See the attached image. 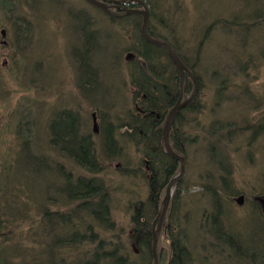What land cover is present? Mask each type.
<instances>
[{
  "label": "rangeland",
  "instance_id": "1",
  "mask_svg": "<svg viewBox=\"0 0 264 264\" xmlns=\"http://www.w3.org/2000/svg\"><path fill=\"white\" fill-rule=\"evenodd\" d=\"M157 1L153 8L165 23L157 18L152 22L153 32L159 36V41L166 39L175 46L188 66L194 68L193 74L201 85L197 99L200 112L184 114L187 142H192L191 137L195 140L185 153V171L181 179L185 181L182 190L189 189L190 192H180L181 214L174 225L180 226L187 234L193 264H248L246 259H256L255 264H264V218L257 212L255 204L257 196L264 197V128L260 130L256 126L264 117V0H160V8ZM4 2L16 4L14 16L27 17L34 24L35 32L33 46L23 54L27 59V64L21 66L24 67L23 77L20 71H9L8 64L16 61L11 59L10 50L4 45L5 40L12 42L13 38L6 39L0 35V81L7 84V91H10L0 102V130L6 118L17 120L27 110L34 125L33 131L41 139H34L40 143L37 147L44 148L42 126L46 122L47 130L48 112L65 110L78 113L83 127L91 134L94 127L96 133L102 130L98 108L105 112L104 119L107 120L109 115L113 123L116 122L114 118L123 119L127 111H134V89L128 64L135 59L132 50L135 45L132 35L134 22L124 19L127 16L122 15L115 20L117 22L111 23L86 0ZM145 6L151 9L147 4ZM108 9L107 13L115 14L111 7ZM87 14L91 15L95 27L85 28V22L78 18ZM24 28L25 23L20 21V29L26 37ZM78 28H83V33L91 31L96 34L91 36L94 45L85 55L87 64L97 72L94 91V88L87 90L85 82L79 81L78 63L71 54L74 47L83 48L81 44L86 39L85 33L75 35ZM23 43L28 44L24 40ZM94 46L97 47L94 49ZM16 59L21 60L20 54ZM222 79L229 82L217 105L220 98L216 97V91L223 83ZM215 121L225 123L222 133L217 134L216 128L211 126ZM229 122L242 129L233 131L237 133L236 136L232 134L231 141L226 140L229 136L223 139ZM92 138L98 141V137L92 135ZM7 143L12 146V143ZM5 146H0V152ZM216 148L222 154L218 159L219 162L222 160L220 164L214 162L211 153L216 152ZM123 150L133 168L144 158L141 150L133 145H127ZM206 151L210 152L206 154ZM143 172L138 170L135 177L119 179L108 167L97 174L106 184L116 180L120 184L114 194L111 211L118 228L129 227L127 223L133 210L128 207V202L143 200L147 196V174ZM225 187H228V193ZM212 188L220 189L217 196L223 203L218 216L222 214L221 223L227 236L219 228L220 241L204 233V228L209 226L206 219L214 213L207 193ZM240 197L242 204L239 205L236 201ZM192 201L193 205L188 204ZM203 220L205 222L201 223ZM235 239L239 240L238 243ZM40 249L34 248L30 254L37 258ZM221 251L225 254H220ZM204 256L208 258L206 263ZM239 256L246 258L243 263L238 260ZM5 258L6 263L15 264L11 256Z\"/></svg>",
  "mask_w": 264,
  "mask_h": 264
},
{
  "label": "trees",
  "instance_id": "2",
  "mask_svg": "<svg viewBox=\"0 0 264 264\" xmlns=\"http://www.w3.org/2000/svg\"><path fill=\"white\" fill-rule=\"evenodd\" d=\"M4 1L0 0V35L6 39L13 38L12 42L5 40L4 45L10 50L11 59L14 58L16 61L15 64H8L9 71L10 73L20 71L23 77L24 67L21 66L27 64L23 54L28 53V48L33 46L34 24L32 25L27 17L14 16L17 5H9ZM99 1L109 2V0ZM123 1L118 2L116 8H120L114 11L119 13L116 15H111L90 3L87 4L107 16L111 23L117 22L115 20L124 14V9L142 10L147 4L151 8L148 9V32L152 38L158 40L159 36L157 37L153 32L152 25V22L159 18L154 10L157 0ZM31 8L34 11L33 7ZM21 13L24 14L23 11ZM126 16L124 19L134 22L132 35L135 45L132 50L135 52V59L128 63L130 82L134 89V111H127L123 119L114 118L116 122L113 123L110 122L109 115L105 120L103 116L105 112L98 108L102 130L99 133L92 131L91 134L83 127L78 113L65 110L46 112L49 122L47 130L46 122L42 126L44 148L37 147L40 143L34 139L39 136L33 131L34 125L29 119L27 110L17 120L10 117L4 121L0 130V146L3 148L6 144L4 150L0 152V264H9L4 260L5 257L10 256L15 264H31V262L32 264H152L153 223L163 206L166 186L181 169V164L166 152L163 136L167 114L176 104L180 94V81L179 73L167 51L148 43L142 36V16L139 14ZM78 18L85 22L84 27L87 29L96 26L92 23L89 14L84 18ZM158 20L162 22L163 19ZM20 21L25 23L23 32L26 33V37L25 35L23 37ZM83 31V28H78L74 33L77 35ZM84 33L86 39L81 44L83 48L74 47L71 54L78 63L79 81L85 82L87 90L92 91L94 88V91L97 87L95 78L97 72L87 64L88 58H85V55L88 48L94 45L92 42L96 34L91 31L87 32L88 34ZM23 40L28 44L24 45ZM162 41L167 42L176 51L175 46L168 40L162 39ZM176 53L178 54L177 51ZM17 54L21 56L20 61L16 59ZM179 57L188 66L180 55ZM188 67L194 73V68ZM84 74L88 76L84 77ZM39 78L41 81V76ZM227 80L222 79L223 83L218 85L216 97L220 99L217 100V105L224 95V87L229 82ZM198 85L200 90L199 80ZM6 86L7 84L0 81V97L3 96L0 102L10 94ZM192 86L191 80L187 77L183 84V100L193 93ZM199 93L200 91L179 111L169 132L172 151L183 158L190 149V143L195 140L191 137L192 142H187L186 124L183 123L184 114L200 112L197 100ZM42 115L43 113L40 117ZM229 123L223 139L229 136L230 138L226 140L231 141L232 134L235 135L242 129L232 122ZM224 124L215 121L211 126L216 128L218 134L224 131ZM256 126L260 130L264 128V117ZM3 129L11 132H4ZM234 130L237 132L233 133ZM92 135L98 137V141H94ZM7 136L10 137L9 140ZM7 141L12 143V146L8 145ZM127 145L135 146L144 155L135 168L132 167L131 160L125 157L123 149ZM46 152L49 154L47 155ZM209 152L206 151V154ZM211 153L216 164L222 163V160L219 162L222 154L218 149ZM108 167L119 179L135 177L138 170L143 172V169H145L143 174H147V196L143 200L128 202V207L133 211L127 229L118 228L111 214L114 194L120 186L118 180L106 184L104 179H99L97 176ZM75 173L79 174L75 175ZM81 173L90 174L91 177ZM184 183L185 181H180L173 187L176 195L173 193L158 244L160 264L194 263L193 258L190 257L192 249L189 248L187 234L185 235L180 226L174 225L178 222V215L181 214L180 192H190L189 189L182 190ZM225 184L226 182H223V185ZM224 190L227 193L229 191L228 187ZM219 191L220 189L212 188L207 192L214 213L208 215L206 221L209 222V226L207 229L204 228L205 236L212 235L217 240L220 239L218 231L220 229H223L221 233L227 236V231L221 223L222 214L218 216L223 206L217 196ZM192 203L193 201L188 204L193 205ZM260 216L263 217L262 214ZM39 247L41 249L37 253V258H34L30 252H34V248ZM220 254L224 255L225 252L221 251ZM204 258V262H208L207 256ZM245 259L240 256L238 258L242 263ZM245 261L248 264L257 262L256 259Z\"/></svg>",
  "mask_w": 264,
  "mask_h": 264
},
{
  "label": "water",
  "instance_id": "3",
  "mask_svg": "<svg viewBox=\"0 0 264 264\" xmlns=\"http://www.w3.org/2000/svg\"><path fill=\"white\" fill-rule=\"evenodd\" d=\"M88 3H90L91 5L100 8L101 10L105 11V12H109V6L108 4H105L102 1L99 0H86ZM114 2H124L123 0H114ZM131 14H139L142 16V24H141V34L144 37V39L156 46V47H160L163 48L167 51V53L169 54V57L171 59V61L173 62V64L175 65L178 73H179V81H180V94L178 97V100L176 102V104L174 105V107L169 111V113L167 114L166 120H165V124H164V128H163V136H164V147L166 152L168 153V155L170 157H172L173 159H175L176 161H178L181 164V169L179 174L174 177L173 179H171L168 183V185L166 186V190H165V197L163 199V206L160 210V214L159 216L156 218V220L154 221V225H153V244H152V256L154 259V264H159V254L157 251V246L159 244V239H160V235L162 233V227H163V223L165 220V217L167 215L168 209H169V204L172 198V189L173 186L179 182L182 177L184 176V171H185V163H184V159L175 154L169 144V132L171 129V125L175 119V117L177 116V114L179 113V111L184 108L186 105H188L192 99L195 97V95L197 94L198 91V82L196 77L194 76V74L192 73V71L180 60V58L178 57V55L176 54V52L174 51V49L167 43L164 41H159L156 39H153L149 33H148V9L147 7L144 5L142 10L139 9H124V14L123 16L126 15H131ZM186 76H188L191 79V82L194 86V91L193 93L190 95V97H188L186 100H182L183 97V84L186 80ZM237 203L240 205L242 204V197H240L237 200ZM260 203L262 205V209H263V213H264V199H260ZM157 224V225H156ZM155 225H156V229H155Z\"/></svg>",
  "mask_w": 264,
  "mask_h": 264
},
{
  "label": "flooded vegetation",
  "instance_id": "4",
  "mask_svg": "<svg viewBox=\"0 0 264 264\" xmlns=\"http://www.w3.org/2000/svg\"><path fill=\"white\" fill-rule=\"evenodd\" d=\"M261 1H263V0H261ZM106 3L109 5V7H111L112 10H116V9H119V8H120V7H119V8H116L118 3H114V2L111 1V0H110L109 2L107 1ZM116 11H117V10H116ZM116 14H118V13L115 12V15H116ZM258 211H259V213H261V214L263 215V217H264V214H263V212H262V207H261V205L258 206ZM205 229H207V226L205 227ZM235 241H236V243H238L239 240L235 239Z\"/></svg>",
  "mask_w": 264,
  "mask_h": 264
},
{
  "label": "bare ground",
  "instance_id": "5",
  "mask_svg": "<svg viewBox=\"0 0 264 264\" xmlns=\"http://www.w3.org/2000/svg\"><path fill=\"white\" fill-rule=\"evenodd\" d=\"M116 19V18H115ZM99 95V94H98ZM97 95V96H98ZM101 99H102V97H101ZM168 215V214H167ZM167 215H166V217H165V220H166V218H167ZM152 238H153V232H152ZM152 244H153V241H152ZM157 251H158V246H157ZM151 254H152V247H151ZM159 254V253H158ZM159 259H160V256H159ZM152 264H154V259H153V256H152ZM159 264H160V260H159Z\"/></svg>",
  "mask_w": 264,
  "mask_h": 264
}]
</instances>
